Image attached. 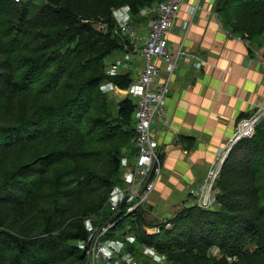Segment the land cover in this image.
I'll list each match as a JSON object with an SVG mask.
<instances>
[{"label":"trees","instance_id":"trees-1","mask_svg":"<svg viewBox=\"0 0 264 264\" xmlns=\"http://www.w3.org/2000/svg\"><path fill=\"white\" fill-rule=\"evenodd\" d=\"M157 1L0 0V264H86L79 245L93 218L92 227L114 224L110 242L134 234L122 252L134 264H156L140 245L164 264H264V118L228 154L212 207L182 205L157 235L141 210H109L120 148L136 139L133 100L112 116L100 91L132 83L106 73L104 60L131 46L114 34L112 11L128 8L133 22ZM216 12L232 34L262 44L264 0H218Z\"/></svg>","mask_w":264,"mask_h":264},{"label":"crops","instance_id":"crops-1","mask_svg":"<svg viewBox=\"0 0 264 264\" xmlns=\"http://www.w3.org/2000/svg\"><path fill=\"white\" fill-rule=\"evenodd\" d=\"M216 2L184 0L166 35L172 52L182 46L187 58L181 60L164 99L167 122L157 121L154 128L162 168L149 202L141 210L149 222H163L182 205L194 204L198 196L191 192L199 193L204 187L238 122L264 104V70L253 63L245 37L229 31L216 12ZM133 25L142 32L146 19L141 17ZM117 60L118 65L114 60L109 63L107 72L129 73L134 79L143 63L140 45L125 47ZM129 88L126 94L135 103ZM154 260L164 264L159 257L151 262Z\"/></svg>","mask_w":264,"mask_h":264},{"label":"built area","instance_id":"built-area-1","mask_svg":"<svg viewBox=\"0 0 264 264\" xmlns=\"http://www.w3.org/2000/svg\"><path fill=\"white\" fill-rule=\"evenodd\" d=\"M183 4L184 0H160L142 8L139 16L146 19V28L142 32L135 30L129 16H118L114 34L128 39L130 45H140L143 63L129 86V94L136 98L133 113L136 130L134 164L130 174L122 179L126 182L125 187H115L116 191L112 194V198L109 197L111 212H119L120 207L125 204L127 206L125 215L134 216L148 204L155 184L159 180L162 163L157 141L154 138V128L157 121L164 124L167 122L164 115V99L181 60L187 58L182 46L172 52L166 35L173 28ZM245 44L253 53V63L264 70V42L257 45L246 39ZM195 59L199 61L197 56ZM126 60H129V57ZM263 117L264 104L256 106L250 116L238 122L225 152L209 170L204 187L199 193L191 192L198 196L194 204L202 209L210 208V191L226 157L238 142L252 138L257 124ZM163 224L165 229L171 228L168 221H163ZM112 226L114 224L89 227L87 239L82 243L84 245L79 246L85 254L86 264H134L130 255L120 254V250L127 244L135 242L134 234L125 232L122 237L124 242H110L105 240V237ZM144 231L148 235H157L160 229L144 227ZM138 249L150 258H158V254L152 248L140 245ZM213 254H217L216 251H213ZM159 258L164 260L162 256Z\"/></svg>","mask_w":264,"mask_h":264},{"label":"rangeland","instance_id":"rangeland-1","mask_svg":"<svg viewBox=\"0 0 264 264\" xmlns=\"http://www.w3.org/2000/svg\"><path fill=\"white\" fill-rule=\"evenodd\" d=\"M218 2V0H217ZM216 2V3H217ZM112 16L113 18L115 19V22H117V19H118V16H129V18L132 20V18L130 17V14L128 12V8L126 7H122V8H119V9H115L114 11H112ZM127 21V20H125ZM240 37H244V35L240 36ZM264 42V38H261V42ZM126 51V50H125ZM124 52V48L119 50V51H116V52H113L112 54H110L105 60H104V64L106 66V73L109 75V76H112V75H116L118 72H113L111 74H109V72H107V67H109V63L114 60L115 63H117L118 65V61L120 60H117V58H120L121 55L123 54ZM126 55V53H125ZM125 58V56H123L121 59ZM107 90H109L107 92ZM100 91L103 93V94H107L108 97L110 98V101H111V105H110V113L112 116H116V110H117V103L119 102V100H122L126 97H128V95L126 94V90H120V89H113L112 86L106 84V83H103L101 84L100 86ZM121 94V95H120ZM121 96L120 99L117 98V96ZM264 118V117H263ZM262 118V119H263ZM260 122V121H259ZM258 125V124H257ZM255 132H256V128H255V131H254V134L252 136V138L254 137L255 135ZM252 138H250L249 140H251ZM135 145H136V139H132L131 141H129L126 145L122 146L120 148V156H119V159H120V170H119V174H118V177H116L117 179V185H115L113 188H112V191L110 192V196L112 198V194L116 191L114 190L115 187L117 188H121V187H125V184L126 182H123V178L128 176L130 174V172L132 171V168H133V164H134V157H135ZM230 154V153H229ZM228 157V156H227ZM226 157V159H227ZM225 159V160H226ZM225 162V161H224ZM223 165V164H222ZM219 176V175H218ZM215 182V181H214ZM210 198H211V201H210V207L213 206V201H214V190L212 188V190L210 191ZM106 205V203H105ZM146 207V206H145ZM144 207V208H145ZM143 208V209H144ZM142 209V210H143ZM106 210V209H105ZM140 211V210H139ZM106 212H101V214H105ZM98 220L97 218H93L91 219L90 221H96ZM87 221V230L89 229V227H92V223ZM123 237V236H122ZM134 243V242H133ZM132 244V243H131ZM131 244H127L123 249L120 250V254L127 248L128 245H131ZM80 245H84V244H80ZM79 245V246H80ZM148 257V256H147ZM149 259H154V258H150L148 257Z\"/></svg>","mask_w":264,"mask_h":264},{"label":"water","instance_id":"water-1","mask_svg":"<svg viewBox=\"0 0 264 264\" xmlns=\"http://www.w3.org/2000/svg\"><path fill=\"white\" fill-rule=\"evenodd\" d=\"M95 29H96L97 31L103 32L104 27L101 26V25H95ZM130 51H133V48H132V47H130ZM142 215H143V217H144L143 212H142ZM144 218H145V217H144ZM145 220H146V219H145ZM146 221H147V220H146ZM147 223H148L149 225L153 226V227H157V226H159L160 224H162V222H161L160 219H156L155 221H152V222L147 221Z\"/></svg>","mask_w":264,"mask_h":264}]
</instances>
